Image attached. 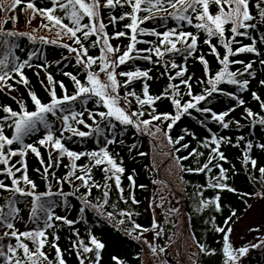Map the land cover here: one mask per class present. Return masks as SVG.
Wrapping results in <instances>:
<instances>
[{
    "label": "trees",
    "instance_id": "trees-1",
    "mask_svg": "<svg viewBox=\"0 0 264 264\" xmlns=\"http://www.w3.org/2000/svg\"><path fill=\"white\" fill-rule=\"evenodd\" d=\"M12 0H0V20H6L3 24L5 30L30 33L36 37L35 40H30L27 35L16 36L10 39L15 41L17 47L14 49L16 56L20 60L29 59L31 53L30 64L31 67L24 68V74L29 80V84L25 86L19 83V76L13 73L12 79L8 80V84L12 85L9 89L6 85H0V123L3 122L2 117L7 115L3 112L2 107L7 105L15 111H19V102L22 101L27 110H35V106L31 101L28 92L34 91L42 102L47 103L50 100L49 88L51 87L47 81V75L51 74L58 96L64 94L60 89L58 82H63L67 88V94L72 95L75 90L69 76L64 73H72L76 75L82 82H86V70L80 63L77 62L76 54L69 51L65 45L72 48H78L74 43L73 38L66 34L59 27L51 26L46 18L42 17L38 12L33 14L31 9L27 8L28 0H22V3L15 9H10L9 5ZM37 7L51 6V0H34ZM103 4V0H101ZM250 12L254 19L250 23L255 24V28L247 30L248 35H237L234 37L235 43L231 47L235 49L243 45L251 44L253 38L259 55L256 53H236L230 56V61H237V63H230L228 65L229 71L243 72L244 64L252 63V69L249 73H244L243 78L249 80L247 88H241L238 85L222 81L217 85V91L212 94L211 98L206 97V101H199L198 107H209L212 111L220 113L228 111V116L225 117V122L229 123L228 128H223L220 123L214 121L211 113H203L197 111L196 108L189 109L188 113L183 114L181 119L176 121L171 129L166 128L169 121H155L152 120L145 128H135L134 126L122 125L114 118L101 119L98 115L99 112H106L102 103H98L95 97H77L75 101L66 102L64 107L66 111L63 113L67 115L71 112L83 113L85 124H78L73 120L69 123L78 128L80 131L90 132L91 134L86 137H79L73 133L62 129V121L59 119L61 113L57 111V116L47 114L50 130L56 138H61L62 143L65 144L71 151L75 152H92L97 151L100 147L105 146L107 139H114L116 142L107 145L108 150L121 165L125 172L121 175V193L115 185V180H105V173L102 170L107 165L95 166L94 162L87 156H81L79 160L75 161L77 165H88L92 167V181L96 184L103 186L107 183L108 188L92 187L91 194L85 196L87 189L83 186L80 180L71 178V183L64 181L62 184V191L65 196L58 194L61 190V185L57 183L69 171L71 161L67 155L60 158V163L52 168H49V173H55V179L49 175L48 181L43 179V168L45 165L40 164V159L45 160L47 163L49 156V148L39 145V140L47 134L49 129L43 125H38L37 128L29 132L24 137V143H31L38 147L41 156L37 158L35 154L28 151L25 161L27 164V171L30 179L34 180L37 184L35 191L37 193L49 191V183L51 184V191L54 193L52 197L43 199L52 200L55 202L54 212L56 215L65 216L68 219L75 221L72 225L64 224L63 221H55L59 227L48 229V241L51 242L53 234L59 236L56 241L60 247L63 258L66 264H79L77 251L82 253V249L73 246V242L83 240L86 244L90 243V235H95L105 247L101 250L100 264H116L112 257H119L125 264H145L146 260L150 257L156 258V252L153 253L147 240L151 245L155 246L157 251L163 258L162 262L154 264H223L222 259V233L215 231V227H227L223 221L234 210L236 216L230 222L231 226L236 219L241 217L252 205L254 200L259 197V193H264V177L259 172L260 167H264V149L257 147V145L264 143V125L259 123L261 116H264V108L260 107V101L253 98L252 92L260 96L261 101H264V85L260 84L264 80V65L259 61L264 59V23L259 20V13L256 7V0H249ZM144 5H142V8ZM210 10L215 13L217 8L214 4L210 5ZM125 11H130L127 5L121 7L117 5L115 8L101 7L99 16L97 17V27L99 22H103L106 26L105 31L109 36V41L114 47H118L121 52L126 48L130 42L131 30L124 27L125 24L130 23L129 17L124 20H117L116 23H109L112 16L119 17ZM173 9L163 4V9L156 11L153 9L152 18L143 20L139 24V28L145 29L144 32L137 31L136 33V47L131 54L134 58L127 60L125 64H118L115 67L117 73L132 71L137 68L149 71L150 79L136 78L127 87L124 86L123 81L127 79L123 76H117L120 81V88L118 92L121 97V104L126 110L131 111H144L145 115L140 119L151 120L153 108L156 113L168 112L175 114L176 109L171 105V98L174 90L168 88L169 84L177 86L176 91L183 102L192 100V97L187 94V85L181 83L182 78L191 77L189 83L193 96L205 94L206 89L211 88L212 85L209 80L212 79L215 73L222 67L216 55L212 53L211 46L204 41L209 39L207 35L195 27L196 21L193 19L192 24L187 21H181L169 16ZM57 13L62 16L65 23L71 25V21L63 16L57 10ZM148 13L141 11L137 15L142 17ZM15 16L16 19L9 17ZM87 22V18L82 23ZM48 24L49 27H44ZM231 25L226 26L225 37L229 40L233 39L230 31ZM175 31H189L198 34L197 50L191 55H187L185 51L178 53L166 52L162 57H157L155 52H146L144 49L152 48L154 45L159 44V40L163 37H157L153 34L155 32H164L168 30ZM83 31V30H82ZM116 31H125L127 35L123 37H116ZM81 36V33H77ZM102 35V34H101ZM82 38V36H81ZM175 38V37H174ZM97 36L92 35L84 44L89 49V55L99 57L102 40L96 45L92 46V41L96 40ZM211 44L215 45L217 51L224 54L223 45L220 43L218 36L211 37ZM55 41V42H53ZM163 47V46H161ZM178 48H183L181 44H177ZM151 55L152 60H144L141 57ZM199 55H203L208 61V72H204V65L197 59ZM159 61L155 63L154 61ZM243 62V63H240ZM175 63L177 67L173 68L171 65ZM181 68H186L184 77L176 76V73ZM92 70L99 71L98 64L92 66ZM171 77V79H169ZM239 78V77H238ZM149 86V94L157 96L163 93L166 89L169 95L162 96L160 100L154 102L153 106L145 105L143 108L137 103L136 97L129 96L130 104L123 102V96L126 92L134 91L137 96L143 98V85ZM223 92H232L233 97H228ZM245 101L244 105L238 103V99ZM250 108L256 117H247L244 109ZM91 112L95 115L93 120L88 113ZM78 117L77 119H79ZM111 119L112 125L109 126L108 120ZM239 121V126H237ZM86 125L90 126L87 127ZM99 125L101 131L96 134L95 128ZM157 127L162 131H157ZM5 134L11 136L12 129L5 127ZM171 136L173 140L183 137L179 143L169 144L165 136ZM215 136L225 137L229 142L222 141L220 144V151L224 153L227 160H220L216 157L210 163L208 157L211 154V148L214 147L212 137ZM241 137L243 139H241ZM163 138L162 140H160ZM123 143H120V141ZM251 141L253 147L247 150V144ZM182 144H187L188 148L181 147ZM205 144L208 147H205ZM8 147V146H6ZM12 148H18L17 143H13ZM179 149V151H177ZM192 149L203 153L200 156L189 155ZM143 153V155H141ZM169 153L167 158L172 160L177 168L176 176L179 179V184L172 187L171 195L168 196L169 203L157 205L158 215L154 216L152 210V201L154 200L157 187L162 181L161 167L166 168L167 159H162L165 154ZM248 155L251 159L257 161L256 167L253 168L250 163L245 164L243 157ZM188 157L186 160H180L177 164V158ZM20 159L19 156L12 157L9 161L10 165L20 167L16 163ZM52 160H56V152H52ZM209 163L211 171L204 172H189L185 169L196 168ZM183 165L182 169L180 165ZM217 165L227 169L226 175L228 179L226 183L237 189L236 193L227 190L214 189L210 187V183H214L219 177V169ZM110 167V166H107ZM3 166L0 165V169ZM37 169H40L38 172ZM14 170V169H13ZM77 174H83L80 168L76 170ZM15 175L20 176L19 172ZM111 175V173H109ZM133 177L134 184L129 181V176ZM0 181L5 184H10L11 178L5 172L0 170ZM92 181H89L91 185ZM143 185L144 187H141ZM20 186L26 191L30 190V186L25 185L20 181ZM107 190L109 195L104 197L103 193ZM74 193V194H73ZM219 193L221 197V210L217 212L213 205H208L201 210H197L201 200H209ZM248 193L250 195H243ZM11 192L0 190V205H5L6 200L11 196ZM132 195L135 196L138 203L132 202ZM121 196L124 198L121 199ZM17 201L16 206L20 209L18 218L14 221L15 227L19 231L32 230L40 227L43 224L41 220L39 223H33L29 219L31 212V197L21 196L15 194ZM87 199L90 203L85 205L84 201ZM105 199L107 203H105ZM157 204V202H156ZM98 206V207H97ZM84 208L81 212L80 209ZM121 210L125 213H131V220L126 215H121ZM166 210V212H165ZM5 211L7 209L5 208ZM112 212L113 216L108 217L107 213ZM42 215V214H41ZM215 217V220H212ZM153 220H155L157 227H152ZM123 221V223H121ZM133 222L141 225V229L128 235L127 232L132 229ZM186 227L185 231L180 233ZM148 229L144 232L143 229ZM157 230L161 231V235L156 236ZM5 231H9L6 227H0V237H3ZM141 235L140 239H134L135 236ZM193 237L199 243L207 245L209 248H215L216 254L209 256L199 252V249L194 242ZM25 243L33 248L31 240H25ZM261 240L255 242L260 243ZM188 241L195 246L193 255L191 248L185 249L183 252L184 243ZM230 241L232 242L231 236ZM0 243L15 244V239L6 237ZM234 246V244H233ZM163 247L164 252L159 249ZM6 250V249H5ZM44 251L48 258L56 264L55 249L45 244ZM23 255L22 250L19 253ZM85 257V264L94 259L92 254H83ZM0 264H4V260L0 257ZM242 264H264V248H250L248 254L242 258Z\"/></svg>",
    "mask_w": 264,
    "mask_h": 264
},
{
    "label": "snow or ice",
    "instance_id": "snow-or-ice-1",
    "mask_svg": "<svg viewBox=\"0 0 264 264\" xmlns=\"http://www.w3.org/2000/svg\"><path fill=\"white\" fill-rule=\"evenodd\" d=\"M22 3V0H12L9 5L10 9H15L18 5ZM167 3L169 7L173 9L171 13H168L169 16L181 21H187L188 24L193 23V19H195L196 24L195 27L198 30H202L209 39H206L204 42L211 46V51L216 55V58L219 60V63L222 67L215 73L214 77L209 80V83L212 85L211 88L206 89L205 94H199L193 96L191 90V84L189 80L191 77L182 78L181 83L187 85L188 92L187 94L192 97V100L183 102L179 97L178 91H176L177 86L173 84H169L168 88H172L174 93L171 98V105L176 109L175 114H171L168 112H160L156 113L155 108H153L151 114V120L149 119H140V117L144 116V111H131L126 110L121 106L120 101L121 97L118 92L120 88V81L117 80V76L126 77L123 81L125 87H127L134 79L136 78H148L149 71L141 70L139 68L117 73L115 71V67L118 64H125L127 60L133 59L134 57L131 55L136 47V33L144 32L145 29L139 28V24L143 20H149L152 18L153 9L156 11H160L163 9V4ZM214 4L217 8V11L213 13L210 10V5ZM117 5L123 7L127 5L130 8V11L123 12L119 17L112 16L110 18L109 23H116L117 20H124L126 17H129L131 22L124 25L126 29L131 30L130 42L126 45V48L121 52L118 47H114L110 41L109 36L105 31V24L103 22L98 23L97 27V17L99 16V12L101 7L107 8H115ZM142 5L144 7L142 8ZM27 8L31 9L33 14L39 13L42 17L46 18L47 21L50 22L51 26L59 27L66 34L70 35V38H73L74 43L78 46V48H72L69 45H65L69 49V51L76 54L77 62L82 65V67L86 70V82H82L81 79H78L76 75L72 73H64V75L69 76L75 85V90L72 95L67 94V88L65 84L61 81L59 83L60 89L63 90L64 94L62 96L57 95V91L55 88V84L53 76L51 74L47 75L48 84L51 86L49 88V96L50 100L47 103L42 102V100L37 96L34 91H29L28 95L31 97V101L35 106V110L29 111L27 110L25 104L20 101L19 102V111L13 110L11 107L4 105L2 110L5 116L2 117L3 122L0 123V165L3 166L2 170L6 173L8 177L11 178L10 184H5L3 181H0V190H4L5 192H11L12 195L9 196L6 200L5 205H0V227H6L9 231H5L3 237H0V241H3L4 238L10 237L15 239V244H4L0 243V257L3 258L4 264H54L52 260L48 258L44 251V247L46 243H49V246L55 249V257L56 264H66V261L63 258L62 251L56 241L59 240V236L53 234V239L51 242L48 241V229L59 227L56 225L55 221H63L64 224L72 225L75 221L68 219L65 216L56 215L54 212L55 202L52 200H46L43 198L52 197L54 193L51 191V184L49 183V191L37 193L35 189L37 188V184L34 180L30 179L27 171V164L25 161V157L30 150L31 153L35 154L37 158L41 156V153L37 146L28 143H24V137L31 131L35 130L38 125H43L47 131V134L44 135L42 139L39 140V145L46 146L49 148V156L47 163L45 160L40 159V164L45 165L43 168V179L48 181L49 175L55 179V173H49V168H52L60 163V158L67 155L69 160L71 161L69 167V171L66 173L64 177H62L58 184L61 185V190H59L58 194L60 196H65V193L62 191V184L64 181H68L71 183V178L75 177V179L80 180L83 186L87 189V192L84 194L88 196L91 194L92 187H104L108 188L107 183L103 186L100 184H96L95 181H92V167L88 165H77L75 161L79 160L81 156H87L91 161L94 162L95 166L107 165L110 167H104L102 170L105 173V180L113 179L115 180L116 188L123 193V189L121 188V175L125 172V169L119 165L110 151L108 150L107 145L115 143L114 139H107L105 141V146L100 147L97 151L92 152H75L69 150L65 147V144L62 143L61 138H56L53 132L50 130L47 114H51L52 116H57V111L61 113L59 119L62 121V129L73 133L79 137L89 136L91 133L86 131H80L78 128L73 127L69 120H73L78 124H85V120L82 118L83 113L71 112L67 115L63 113L66 111L64 104L66 102L75 101L77 97H95L97 98L98 103H102L104 108L107 109L106 112L101 111L98 113L101 119L114 118L116 121H119L122 125L134 126L139 129L141 125L148 126L152 120L163 122L169 121L166 124V128L171 129L173 124L181 119L183 114L188 113L189 109L196 108L197 111L203 113H211V117L214 121L221 124L223 128H228L229 123L225 122V117L228 116L229 112H214L209 107H198L197 103L199 101H206L207 98H211L212 94L217 91H222L217 88V85L222 81H227L229 84L238 85L241 88H247L249 85V80L243 78L244 73H249V70L252 69V63L244 64L243 72H233L229 71L228 65L230 63H237V61H230V56L236 53H258L255 39L253 38V42L251 44L243 45L240 47H236L233 49L231 47L232 43H235L234 37L237 35H248L247 30L250 28H255L256 25L250 23L253 21L254 17L250 12L249 0H103V4L101 0H51V6L46 7H37L34 0H28ZM256 7L259 13V20L264 23V0H256ZM59 10L60 13H63V16L67 17L68 20L71 21V25L64 22V19L60 14L57 13ZM141 11L148 13L142 17L137 14ZM10 19L15 20L16 17H9ZM87 18V22L82 23ZM6 20H0V85H6L9 89L12 88L11 84H8V80L14 78L13 73L19 76V83H23L25 86L29 84L28 78L24 74L25 67H31L30 58L31 53H29V59L20 60L18 56L15 55L14 49L17 47L15 41L10 39L16 36H25L27 35L30 40H35L36 37L32 36L30 33L23 32H15L10 30H5L3 28V24ZM231 25L230 31L232 33L233 39L229 40L225 37L226 26ZM44 27H49L48 24H45ZM83 30V31H82ZM77 33H81V36H78ZM102 34V35H101ZM153 34L157 37H163V39L159 40L158 45H154L152 48L144 49L146 52H155L157 57H162L166 52L168 53H178L181 51H185L187 55H191L193 52L197 50L198 43V34H194L189 31H175L168 30L164 32H155L153 30ZM96 35L97 39L93 40L92 46H96L102 40V47L100 48L99 57H94L89 55V49L85 46L84 41H87L90 36ZM116 37H123L127 35L125 31H116L114 34ZM218 36L220 38V43L223 45L224 54H221L217 51L215 45L211 44V37ZM175 37V38H174ZM55 42V41H53ZM177 44H181L183 48H178ZM163 46V47H161ZM144 60H152L151 55L141 57ZM197 59L204 65V72H208V61L205 59L203 55H199ZM158 63L159 61H154ZM262 65H264V59L259 61ZM243 63V62H240ZM94 64H98L99 71L95 72L92 70V66ZM173 68L177 67L175 63L171 65ZM186 68H181L180 71L176 73L178 77H184L186 72ZM103 73L105 75V79H101L100 74ZM253 74L254 73H249ZM239 77V78H238ZM171 79V77L169 78ZM261 85H264V80L260 81ZM225 96L233 97L232 92H223ZM169 93L167 89L157 96H152L149 94V86L145 83L143 85V98L137 96L134 91L126 92L123 96V102L125 104H130L131 102L128 100L129 96L136 97L137 103L143 108V106H153L154 102L160 100L162 96H167ZM252 96L257 101H260V107L264 108V101H261V98L257 93L252 92ZM238 99V103L240 105H244L245 101L243 99ZM247 117H256L257 113H254L250 108L244 109ZM88 115L95 120V115L91 112ZM80 117L79 119H77ZM237 126H239V121L236 122ZM259 123L264 125V116H261L259 119ZM109 126L112 125L111 119L108 120ZM87 127H90L86 125ZM5 127H9L12 129L11 136L5 134ZM158 132L162 131L159 127L156 129ZM101 131L99 125L96 126L95 132L99 134ZM165 136L168 140L169 144L179 143L183 137H179L177 140H173L171 136L165 133ZM241 139H243L241 137ZM214 147L211 148V152L215 153V156L211 154L208 157L209 163L218 157L220 160H227V157L224 155L222 151H220V144L222 141L229 142L225 137H212ZM17 143L19 145L18 148H12L13 143ZM120 143H123L121 140ZM8 146V147H6ZM181 147L188 148L187 144H182ZM205 147H208L205 144ZM253 147L251 141L247 144V150H250ZM257 147L264 149V143L257 145ZM56 152V160L53 162L52 160V152ZM179 151V149H177ZM143 155V153H141ZM190 156H200L203 153L198 152L196 149H192L189 152ZM19 156L20 159L16 162L20 164V167H15V165H10L9 161L12 157ZM188 157H179L177 158V164H179L180 160H186ZM244 163H250L253 168L256 167L257 161L255 159H251L250 156L245 155L243 157ZM209 163L203 164V166H198L196 168H187L186 171L189 172H204L211 171L209 167ZM180 167L183 169L184 166L181 164ZM219 169V177L216 179L214 183H210V187L214 189L227 190L229 192L236 193L237 189L226 183L228 176L226 175L227 169L222 166L217 165ZM80 168L83 174H77L76 169ZM14 169V170H13ZM259 172L262 177H264V167H260ZM39 172L40 169H37ZM15 172H19L20 176H16ZM111 173V175H109ZM129 181L134 184L133 177L130 175L128 177ZM20 181H23L25 185L30 186V190H25L20 186ZM89 181H92L91 185ZM141 187H144L141 185ZM15 194H20L21 196H30L31 199V212L29 213V219L33 223H39L41 220L43 221L42 226L36 227L32 230L19 231L15 227L14 221L18 218V214L20 209L16 206ZM74 194V193H73ZM104 197L107 198L109 193L107 190L103 193ZM243 195H250L245 193ZM262 198H264V193H259ZM124 197L121 196V199ZM133 203H138L136 201L135 196L131 197ZM85 205L90 202L85 199ZM105 203L107 200L105 199ZM208 205H213L215 210L219 212L221 210V197L220 194L217 193L216 196L207 201L201 200L199 202V207L197 210H201ZM251 207V205H248ZM98 207V206H97ZM5 208L7 211H5ZM81 212L84 211V208L80 209ZM42 214V215H41ZM108 217L111 218L113 216L112 212L107 213ZM121 215H126L129 220H131V213H125L121 210ZM236 216V212L233 210L231 214L223 221L227 227H215V231L218 233H222V259L223 264H242V258L245 257L250 248L261 247L264 248V240L260 241L259 244L252 243L250 245H243L240 247H234L230 241V234L233 231V228L230 224L233 217ZM212 220H215V217H212ZM123 223V221H121ZM152 227L155 229L157 227L155 220H153ZM141 229V225L133 222L132 229L127 232L128 235H132L133 232ZM144 232H147L148 229H143ZM249 231H259L258 228H250ZM141 235H137L134 239H140ZM156 236L161 235V231L157 230L155 233ZM23 237L25 240H31L33 243V248L29 247L28 243H25L24 240L21 239ZM194 242L196 243L199 252L212 256L216 254L215 248H209L207 245L203 243H199L193 237ZM149 244L152 252L155 253L157 251L156 247L151 245L147 240L144 241ZM73 246L82 249V253L77 251V257L79 258V264H85V257L83 254H92L94 259L89 261V264H100L101 260V250L104 249L105 245L101 242L95 235H90V243L86 244L82 239L78 242H73ZM6 249V250H5ZM22 250L23 255L21 256L19 253ZM160 252H164L165 249L161 247L159 249ZM116 264H125L123 260L119 257H112Z\"/></svg>",
    "mask_w": 264,
    "mask_h": 264
},
{
    "label": "rangeland",
    "instance_id": "rangeland-1",
    "mask_svg": "<svg viewBox=\"0 0 264 264\" xmlns=\"http://www.w3.org/2000/svg\"><path fill=\"white\" fill-rule=\"evenodd\" d=\"M100 76L102 80L105 79V75L103 73H101ZM140 128H145V126L141 125ZM162 139L163 138L160 140ZM168 154L169 153L165 154L162 158L167 159V164L166 168L163 166L161 167V171L163 173L161 175L162 181L158 185L157 192H155L154 200L152 201V210L155 217L158 215L157 205L169 203L168 196L171 195L172 187H175V185L180 183L178 177L176 176V165L172 160L167 158V156H169ZM232 228L233 231L230 236L234 247L238 248L243 245H250L262 239L264 237V198L261 196L257 197L251 207H249L241 217L235 220ZM250 228H258L259 231H249ZM183 231H185V227L180 231V233ZM184 245L183 252H185V249L191 248V254L193 255L194 250H196L195 246L188 241H186ZM156 255V258L150 257L147 259L145 264H154L156 259L158 262H162L163 258L158 251H156ZM185 264H187V262H185Z\"/></svg>",
    "mask_w": 264,
    "mask_h": 264
}]
</instances>
